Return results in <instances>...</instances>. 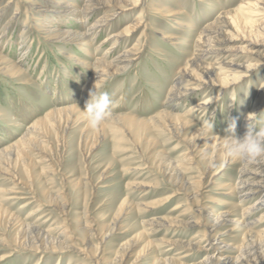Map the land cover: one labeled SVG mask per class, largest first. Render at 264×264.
Returning <instances> with one entry per match:
<instances>
[{
	"label": "rangeland",
	"instance_id": "obj_1",
	"mask_svg": "<svg viewBox=\"0 0 264 264\" xmlns=\"http://www.w3.org/2000/svg\"><path fill=\"white\" fill-rule=\"evenodd\" d=\"M8 1L1 0L0 5ZM144 1L142 11L141 7L134 9L132 18L120 15L115 28L108 27L97 35L87 50H79L77 46L68 49L73 57L85 60V55L90 54L98 58L105 49L96 48L110 31L123 29L139 12L144 17V34L140 35L144 29L141 27L128 44L122 45L130 48L140 38L142 54L139 61L128 73L115 76L86 92L84 88L89 80V70L76 65L73 58L57 54L65 51L63 44L47 39L48 34L37 28L40 22L32 19L37 17L33 13V16L28 15L22 9L11 31L13 33L4 36L0 43L1 54L10 61L20 62L24 71L23 79L0 74V150L13 152L11 161L0 160L4 174H0V257L7 255L0 264H95L96 261L105 264L115 260L119 251L133 240H137V244L121 264H198L203 255L187 256L182 245L170 242L193 240L203 227L182 226L177 228L179 232L172 233V228L163 230L146 223L154 218L180 213H170L180 202L183 205L181 210L192 208L186 199L195 194L192 184L198 178L202 180L197 205L207 207L213 216L229 213L226 218L230 222L222 228L227 231L224 242L237 248L232 253L239 258L240 264H251L259 255L264 259V247L259 246L258 239L257 242L249 239L245 231L235 224L236 221L242 224L251 222L255 233L264 234V208L252 214L247 221L244 209L254 205L252 202L255 201L241 202L231 190L230 184L236 178L239 164L218 161L211 172L203 176L201 159L211 156L212 146L203 154L194 153L191 166H183L187 169L183 170L184 182L188 184L182 188L188 192H180L173 201L161 203L171 189L177 188L174 184L180 183L179 172L171 165L183 158L181 155L186 147L166 132L159 131L152 122L140 124L131 121L146 122L157 115L165 105V97L179 68L194 52L195 42L203 28L212 23L221 10L237 9L241 0ZM158 9H177L179 14L175 20L180 25L169 21L173 18L160 17ZM14 11L15 7L6 6L0 24H5ZM99 16L100 13L96 14L85 24L80 23V17L68 18L60 22L63 27L59 28L84 32ZM241 16L251 24L248 21L251 16L246 13ZM252 18L260 22L263 17ZM33 24L35 31L27 35ZM243 24L238 33L228 35L233 40L222 48L232 55L227 60L238 57L240 64L255 67L249 73L233 72L238 79L219 97L217 108L209 109L203 116H195L194 123L206 128L214 137L225 138L232 120L237 123L235 134L239 137L245 116L255 106L258 109L250 127L257 130L264 127V64L257 66L259 62L255 57H264V43L257 41L254 32H250L255 27L248 26L247 29ZM157 30L176 34L180 44L172 45L162 39ZM250 42L258 43L252 54ZM118 46L112 50L114 55L122 50V46ZM94 90L96 95L107 92L113 100V119L106 122L99 132L89 128L86 117L83 119V110ZM213 93L214 89L196 100H203ZM192 103L181 104L176 112L183 114ZM67 106H71L73 112L71 115L63 112L60 117L56 110ZM51 113L56 114L53 116ZM77 116L82 118L75 122ZM209 122L214 125L212 130ZM28 129H32L31 132ZM30 137L35 141L34 147L28 142ZM20 149L25 150L29 161H17L15 154ZM216 171V175H210ZM124 200L134 208L123 207L119 225L110 232V225ZM138 204L142 206L135 208ZM62 206L65 207L61 212ZM22 223L34 226L52 238L61 239V233L68 237L66 245L71 248L56 255L21 249L15 251V245L21 241L16 231Z\"/></svg>",
	"mask_w": 264,
	"mask_h": 264
},
{
	"label": "bare ground",
	"instance_id": "obj_2",
	"mask_svg": "<svg viewBox=\"0 0 264 264\" xmlns=\"http://www.w3.org/2000/svg\"><path fill=\"white\" fill-rule=\"evenodd\" d=\"M37 2L38 0H9L6 4L0 5V20L5 14L4 12L6 11V6H9V8L12 6L15 7L14 13L9 16L5 24H0V43L3 41L4 36L13 33L11 31H13L14 24L18 20V15L22 9H24L28 15L33 16L34 14V16L37 17H33L32 19L35 20V22H40L37 28L48 34L47 39L50 42L59 41L61 45L63 44L62 47L65 51H59L57 54H63L64 57L69 59L73 58L76 65L81 67L84 66L89 70L90 76L84 88L85 91L83 90L84 92H86L88 89H94L102 83H107L115 76L128 73L132 68V65L138 62L141 58L140 56L142 54V46L140 47L139 45L140 38L130 48L122 46L125 43L128 44L134 33L137 32L139 28H144L141 30L140 35L144 34L146 26H143L144 17L140 14L141 12L138 13L135 19L130 20L131 22L126 24L123 29H113V31H110L108 35L105 36V38L98 44L96 48V50L100 48L105 49V53L100 57L95 58L89 54L85 55V57H87L84 60L78 57H73L69 53L68 49H74L73 46H77V49L79 50H87V48L92 45V42L96 39L97 35H101L107 30L108 27L115 28V22L120 15L125 14L124 18H132V12L134 9L141 7L140 11H142L143 5L145 4L144 0H79L77 3L71 2L70 0H40L39 3ZM176 10L158 9L157 13H159L160 17L163 16L162 18L167 20L169 18H173L169 21L173 22V24L180 25L179 22L175 20L176 15L179 14V11ZM98 13H100V16L94 20L93 23L89 24L84 32L78 33L73 29L59 28L60 26L63 27L62 23L60 22H64V20H67L68 18L75 19L76 17H80V23L85 24L86 22L93 20V17ZM245 13L251 16V19L248 20L251 22V24H248V22L241 16ZM259 15H262L263 17L260 22H257L252 18ZM242 23H244L243 26L247 27V29L248 26L250 28L255 27L253 30H250V32H254V35L258 39L257 41L264 43V0H241V3L237 9L221 10L218 12L214 21L207 27L203 28L199 38L195 42V50L190 55L189 59L187 58L185 65L179 68L177 76L173 80L168 90L167 97H165L166 99L164 107L149 121L145 122L142 120L143 122H139L132 120L131 117L128 119H131V121L134 123L138 122L140 124L152 122L155 128H157L159 131L166 132L172 138H175L179 141V143H182L184 147H186L185 152H183L181 155L183 158L173 162L171 165L173 170L179 172L180 183L174 184L177 188L171 189L170 193L165 195L161 203H168L169 201L171 202L176 196L180 195V192L181 194L182 192L183 194L186 192L187 189L184 190L182 187L183 185L186 187L188 184L187 182H184L183 177V170L187 169H184L183 166H191V162L194 160V153L203 154L210 146H212L211 156L208 158L202 157L201 159L204 166L202 175L205 176L206 172L210 173L212 167L218 161H221L223 164L229 161L237 162L239 164V168L236 172V178L233 181V184H230V187L233 192L235 191L236 196L241 199V202L255 201L252 202L254 205L244 209L243 215L248 221L252 214L258 212V210L261 208H264V160H261V162L256 164H249L236 160H226L223 147L225 138L214 137L206 128L199 127L196 123H194V120H196V115L203 116L207 114L209 109L217 108L220 103L219 97L224 95V92H226L231 83H234V81L238 79L233 75V72L238 71L249 73L255 67V65L245 66L240 64L238 57L227 60V58L232 55H229V50L222 48V46L226 43L232 42L233 39H229L230 37L228 35L238 33L237 31H239L241 28L240 25L242 26ZM34 25L35 24H33V27L29 28V30L27 29V35L35 31L36 28ZM157 34L161 35L162 39H166L168 42H171L172 45L180 44V42L177 41H180V39L176 36V34H165L159 30H157ZM257 45L258 43L250 42V46L252 47V50H250L251 54L255 53V50L253 49ZM117 46H122V50L114 55L112 50ZM213 57H215V60H213ZM255 57L259 62L257 66L264 64V57L259 55ZM23 72L24 71L20 67V62L16 63L14 61H10L6 59L5 56H3L0 52V74L2 76L13 78L21 76L22 78L24 74ZM19 82H21V80L17 81L16 83ZM213 89L215 93L209 95L203 100H196L200 95H203L207 92H213ZM190 102L193 103L188 106L186 112H183V114H178L176 112L178 111V106L181 104L185 105ZM231 104H233V101H231ZM257 109L258 107L255 106L251 112L245 116L243 125L241 127L242 133H240L239 137L243 136L246 131L245 128L254 124L255 117H253L251 114H255L256 116ZM72 110L73 108L71 106H67L64 109L62 108V110H56V113L58 112L61 117L63 112L70 113L73 112ZM56 113H51V115L54 114L53 116H55ZM58 115H56V117ZM63 116H65V114H63ZM84 117L85 115L83 116V119ZM81 118L82 117L77 116L74 121L76 122ZM69 119L66 120L67 124L69 123ZM58 125L60 126V123ZM58 125L55 124V126ZM189 129L193 130L190 131ZM31 130L32 129H28L29 132H31ZM27 136L29 137V135ZM33 141L34 140L31 137L28 140L29 144H31V147L35 146L33 145L35 141ZM16 151L17 152L15 156L17 161L20 159H23L22 163H24V161H29V159H27V153L24 149ZM12 155L13 152H11L9 149L0 150V160L11 161ZM217 171L213 174L211 173L210 175H216ZM1 173L3 174V170L0 167V174ZM201 180L202 179L198 178V180L192 184L193 190H196L195 194L192 196H187L186 199L189 204L193 206L192 208L186 207L185 209L181 210L183 205H181L180 202L175 205L170 212L177 213L179 211L180 213H177L174 216H170L169 214L166 217L163 216L154 218L147 221L146 223L152 227H160L159 229L172 228V233L179 232L177 228H181L182 226L203 227V231L200 233V235L195 236L193 240H188L186 242L174 240L171 241L170 244L182 245L183 248L187 250V256L190 254L203 255L198 264H240L239 258L232 253L237 251V248L224 242V236L226 235L227 231H224L222 228L225 224L230 222L226 218L229 213H220L216 216H213L212 213L207 210V207L200 204L197 205L201 194ZM221 186L225 187V185ZM128 203L129 202L127 200L123 201L121 209H119L112 221V224L110 225V232H112L114 228L119 225L121 220L120 218L122 217L121 212L123 207L125 208ZM140 206H142V204L136 205L135 208ZM64 207L65 206H62L61 212L63 211ZM127 208L133 209L134 206L130 204L127 206ZM192 219L194 221H192ZM235 224H237L238 228H242L245 231L249 239H258L259 246L262 245V248L264 247V234L259 235V233H255L252 230L251 222H245L242 224L241 221H236ZM94 231L95 230L92 229V232ZM16 232L18 238L21 241L19 240L20 242H17L18 245H15V251L16 249H21L25 251H35L39 254L56 255L62 254L65 250L71 248L70 246L66 245L68 237L62 236L61 233V239L59 236V238H52L44 231L42 233L41 230L35 228L34 226L24 223H22ZM136 244L137 240L128 242L119 251L115 260L110 262L106 261L105 264H121L123 259L128 257L129 252ZM6 258L7 255H3L0 257V261ZM95 264H99V262L96 261ZM251 264H264V259H262L259 255V257L253 259Z\"/></svg>",
	"mask_w": 264,
	"mask_h": 264
},
{
	"label": "clouds",
	"instance_id": "obj_3",
	"mask_svg": "<svg viewBox=\"0 0 264 264\" xmlns=\"http://www.w3.org/2000/svg\"><path fill=\"white\" fill-rule=\"evenodd\" d=\"M90 96L91 99L86 103L83 112L89 128L99 132L106 122L113 119V100L107 92L96 95L94 90ZM251 115L255 117V114ZM209 127L212 130L213 123L209 122ZM236 127V121L232 120L223 144L225 159L249 164L264 160V127L259 130L255 127H248L242 137L236 136Z\"/></svg>",
	"mask_w": 264,
	"mask_h": 264
}]
</instances>
